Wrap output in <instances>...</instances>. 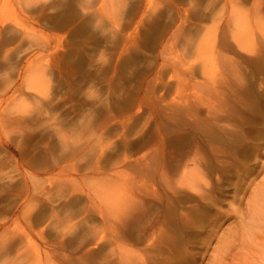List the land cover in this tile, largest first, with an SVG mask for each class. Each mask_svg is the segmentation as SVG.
Listing matches in <instances>:
<instances>
[{
  "label": "rangeland",
  "instance_id": "obj_1",
  "mask_svg": "<svg viewBox=\"0 0 264 264\" xmlns=\"http://www.w3.org/2000/svg\"><path fill=\"white\" fill-rule=\"evenodd\" d=\"M258 17L264 0H0V264H100L107 233L156 264H206L235 176L216 170L215 202L184 195L174 211L147 192L149 165L170 173L191 148L178 117L200 54L229 80L234 21ZM177 213L184 232L157 245Z\"/></svg>",
  "mask_w": 264,
  "mask_h": 264
},
{
  "label": "bare ground",
  "instance_id": "obj_2",
  "mask_svg": "<svg viewBox=\"0 0 264 264\" xmlns=\"http://www.w3.org/2000/svg\"><path fill=\"white\" fill-rule=\"evenodd\" d=\"M234 22L229 44L236 43L238 49L231 50L229 56V80L216 71L215 52L200 54L198 94L193 99L188 94L183 97L178 117L183 120L179 136L191 148L182 153L170 173L165 169L155 170L151 160L147 192L155 196L160 188L156 199L160 204L170 200L174 211L184 195L209 199L207 204H211L221 185L208 177L228 167L229 176H235L230 184L238 203L230 206L229 212L233 214H229V229L217 237L206 264H264V145L261 142L264 131L257 128L264 124V17ZM245 175L253 177L246 181ZM109 197V190H103L105 204L111 209L118 208L120 201L116 193L113 191L112 199ZM167 211L162 209L163 218L167 217ZM182 223V216L177 213L169 223L163 222L161 229L157 227L158 231L152 232V240L159 245L165 235H170L169 227L183 233ZM107 236L102 234L100 239L106 242L98 244L97 251L102 254L100 264L114 260L116 264L157 263L150 258V252L146 253L145 246L142 252L133 251L127 248L126 240ZM116 236L118 232L112 235Z\"/></svg>",
  "mask_w": 264,
  "mask_h": 264
}]
</instances>
